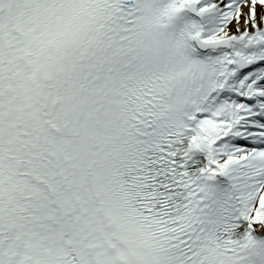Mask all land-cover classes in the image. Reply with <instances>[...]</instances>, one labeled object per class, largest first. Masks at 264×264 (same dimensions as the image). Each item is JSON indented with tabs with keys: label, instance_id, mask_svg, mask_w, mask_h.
<instances>
[{
	"label": "snow or ice",
	"instance_id": "snow-or-ice-1",
	"mask_svg": "<svg viewBox=\"0 0 264 264\" xmlns=\"http://www.w3.org/2000/svg\"><path fill=\"white\" fill-rule=\"evenodd\" d=\"M0 264H264V0H0Z\"/></svg>",
	"mask_w": 264,
	"mask_h": 264
}]
</instances>
